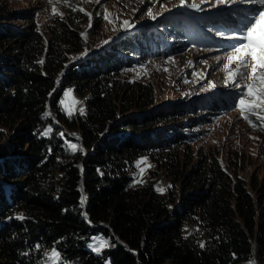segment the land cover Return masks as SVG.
Returning <instances> with one entry per match:
<instances>
[{"label": "trees", "instance_id": "1", "mask_svg": "<svg viewBox=\"0 0 264 264\" xmlns=\"http://www.w3.org/2000/svg\"><path fill=\"white\" fill-rule=\"evenodd\" d=\"M150 36L119 38L68 65L70 52L85 44L79 24L61 21L46 39L34 21L27 28L0 22L1 264H38L53 248L67 264H239L255 247L264 264V177L248 182L231 174L216 154L190 169L186 161L180 171L176 153L174 184L180 181L181 191L174 204L150 185L132 187L136 157L187 140L185 129L196 125L185 120L184 105L152 108V87L112 79L149 57ZM173 37L176 51L187 44L179 39L184 35ZM69 85L91 91L84 117L61 111ZM49 108L80 131L84 150L72 152L67 140L76 137L57 125L42 134L54 121L44 117ZM173 117L179 125L157 127ZM197 217L210 232L204 247L183 235L185 221ZM98 233L112 240L101 253L88 247Z\"/></svg>", "mask_w": 264, "mask_h": 264}, {"label": "rangeland", "instance_id": "2", "mask_svg": "<svg viewBox=\"0 0 264 264\" xmlns=\"http://www.w3.org/2000/svg\"><path fill=\"white\" fill-rule=\"evenodd\" d=\"M186 3L188 5L195 3L199 5V9L172 14V11L181 5V0H99V2L67 0V3L64 0H52L51 4L49 0H0V22L27 28L34 21L46 39L49 38L52 28L59 26L61 21L79 24L85 44L82 50L70 52L68 65L103 51L122 35L131 36L135 31H157L159 37L163 39L166 38V28L173 23H180L182 27L192 29L189 45L180 47L174 53L148 52L149 57L145 61L124 66L112 78L122 86L133 83L152 87L156 98L152 108L164 109L166 104L184 105L189 110L185 120L190 124H196L185 129V132L189 133L187 140L155 150V154L153 152L142 154L135 158L133 166L129 169L133 175L132 187L150 185L152 190L170 200L171 205L180 199L181 191V182L177 181L174 184L176 153L179 156L180 171L186 161H192L188 165L190 169L203 157L216 154L224 169L231 174L237 172L248 182H251L253 175L264 177V124H260L252 117L257 123V127H252L248 120L241 116L239 109L235 107L239 90L233 87L231 81L225 82L227 72L224 69V65L228 63L225 53L231 43L226 37L239 30L241 21L250 14L255 5L232 3L227 6H212L209 0H186ZM53 5L57 9V14H53ZM73 8L77 10L73 11ZM226 8L229 9L227 14L218 13ZM105 9L110 13L111 23L103 18ZM149 9L151 16L148 15ZM208 12H216L231 21L222 19L213 21L210 18L212 13ZM86 13H90L91 18ZM124 21H128L130 27L124 26ZM217 31L225 35L219 36ZM216 57L221 58L222 63L219 66ZM235 67L233 63L231 70H235ZM243 83L245 82L241 81L242 85ZM67 90L71 92L65 97ZM90 94L91 91L79 92L74 85L67 86L61 98L64 100L63 105L60 103L61 111L69 118L84 117L85 101ZM220 97L226 101V107L214 110L205 107L208 101ZM73 100L76 103H73ZM136 111L134 109L131 113H137ZM44 117L53 118L54 121L53 123L47 121L42 134L51 135L56 131L57 125L61 130L76 137L77 142L67 140L72 152L85 149L78 129L68 128L63 119L51 108ZM179 119L173 117L168 123L160 121L157 127L169 125L175 127L179 125ZM13 134L14 132H11V137L6 138L5 142L12 141ZM72 145L76 147L73 148ZM86 197L87 194L84 193L83 199L87 200ZM183 235L185 237L192 235L204 244L209 239L210 232L204 222L197 217L185 221ZM94 237L108 241V246L102 248L100 252L94 251L96 253H101L112 245L109 237L98 233L93 235L88 247L99 244V239L93 240ZM89 249L92 250L91 247ZM46 253L38 264H57L56 261L48 260ZM2 262L0 259V264ZM60 264L67 263L61 259ZM164 264L171 263L166 261ZM239 264H262L257 255V247L250 259Z\"/></svg>", "mask_w": 264, "mask_h": 264}, {"label": "snow or ice", "instance_id": "3", "mask_svg": "<svg viewBox=\"0 0 264 264\" xmlns=\"http://www.w3.org/2000/svg\"><path fill=\"white\" fill-rule=\"evenodd\" d=\"M67 3V0H64ZM99 2V0H97ZM212 6L219 5H230L232 3H248L255 5L250 14L247 15L243 21H241V26L238 31H234L230 36L226 37L231 41L228 50L225 55L228 63L224 65V69L227 72L225 82H232L234 88L238 89L237 92V107L240 111L241 116L248 120L252 127H257V123L254 122L252 117L256 118L260 124H264V0H209ZM52 3V0H49ZM186 0H181V6H184ZM192 9H199V5L192 3L189 5ZM77 10L73 8V11ZM84 11V9H79ZM53 14H57V9L53 5ZM91 18L90 13H86ZM148 15H152L151 10H148ZM110 13L105 12L103 18L109 19ZM62 18V17H61ZM155 18V17H153ZM91 26V25H90ZM124 26L130 27L128 21H124ZM211 30V29H210ZM217 35L224 36L223 32L217 31ZM170 60L172 58H169ZM218 66L222 63L220 57H216ZM206 63V61H202ZM235 63V70H231V65ZM191 65V62H189ZM249 68H251V75L249 76ZM196 75V73H193ZM251 82H247V81ZM241 81H244L243 85ZM214 86V85H213ZM71 90L65 92V97L70 94ZM62 105L64 100L60 102ZM73 103H76L73 100ZM68 111V109H65ZM82 112V110H81ZM51 131V129H49ZM47 134V133H45ZM63 135V133H61ZM75 148V145H72ZM159 190V189H158ZM84 200H81V205L83 206ZM86 215V213H85ZM99 239V244L97 246L89 245L93 251L100 252L102 248L108 246V241L106 239L94 237L93 240ZM201 247L204 244L201 243ZM39 245L36 248L39 249ZM48 260L56 261L60 264L61 256L60 253L55 249H51L49 253H46Z\"/></svg>", "mask_w": 264, "mask_h": 264}, {"label": "bare ground", "instance_id": "4", "mask_svg": "<svg viewBox=\"0 0 264 264\" xmlns=\"http://www.w3.org/2000/svg\"><path fill=\"white\" fill-rule=\"evenodd\" d=\"M179 6H180V5H179ZM180 7H182V6H180ZM184 7H185L186 9H191L187 3H185Z\"/></svg>", "mask_w": 264, "mask_h": 264}]
</instances>
